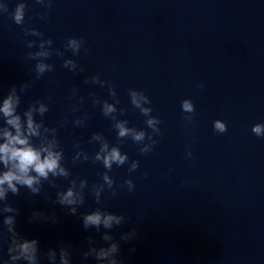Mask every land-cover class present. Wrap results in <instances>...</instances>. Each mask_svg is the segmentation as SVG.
Instances as JSON below:
<instances>
[{
	"label": "clouds",
	"instance_id": "obj_1",
	"mask_svg": "<svg viewBox=\"0 0 264 264\" xmlns=\"http://www.w3.org/2000/svg\"><path fill=\"white\" fill-rule=\"evenodd\" d=\"M33 3L40 5L42 9L35 13V17L47 20L54 0H33ZM28 13V0H16L11 9L9 0L0 2V17L10 18L24 34V44L28 51L22 59L30 65L29 72L34 73L32 79L12 84L6 91L0 92V264H126L121 246L130 244L132 246L129 252L135 253V242L140 240V234L135 227L118 231L132 217L109 210L105 202L115 198L120 189L126 188L131 193L136 187L131 174L139 169L140 160L131 159L122 150L124 142L131 140L138 146L142 156L150 154L159 142L157 137L161 135L162 121L153 115L149 96L143 90L129 88L127 95L131 108L144 118L145 127L130 125L128 119L120 118L126 116L129 109L119 106L121 100L115 86L109 80L101 78L99 73L88 76L83 81L85 85L107 90L110 99L101 98L95 92H89L88 98L92 106L99 107L101 115L111 122L115 142H111L103 132H93L87 143L95 146L94 151L86 150L77 139L72 143L70 159L66 157L60 130L69 123L74 128L86 127L91 119L88 111H82L85 97L79 95L80 89H71L68 96L73 101L70 111L55 125L46 122L53 99L50 95L34 99L26 105L23 104V96L29 92L36 80L55 71V63L50 62L53 56L61 58L62 67L70 72H84L83 66L71 57L79 56L82 50L87 54L90 49L85 47L86 41L82 36H68L62 47H55L51 37H45L42 31L33 26V17ZM68 52L71 57L66 56ZM198 87L203 88L204 85L201 83ZM180 107L185 114L184 127L188 128L195 120V105L191 98H185L181 100ZM73 113L79 115L70 121L69 117ZM212 125L214 133L218 135L228 130L227 124L220 119L213 120ZM251 132L256 137L264 138V122L253 124ZM185 158H194L190 149L186 150ZM81 163L100 165L101 170L97 171L99 179L90 184L87 178L74 175L72 169ZM126 165L129 176L117 183L113 175L114 168H123ZM59 181L66 182V186L62 187ZM46 186L55 189L54 199L45 191ZM41 194L53 205H59L66 214L77 216L83 229L86 232L94 231L99 240L89 235L79 249L64 240L43 249L38 239L25 236L17 228L20 209L14 205L11 197H35ZM88 197L94 201L95 207L89 206V211L81 212L80 209L86 205ZM142 219L137 217L136 223H140ZM29 222L56 224L59 217L55 210L50 213L34 210ZM74 255H78V261L74 259Z\"/></svg>",
	"mask_w": 264,
	"mask_h": 264
}]
</instances>
